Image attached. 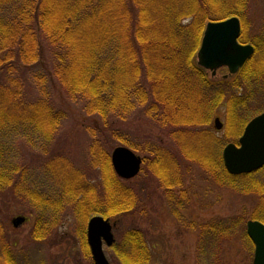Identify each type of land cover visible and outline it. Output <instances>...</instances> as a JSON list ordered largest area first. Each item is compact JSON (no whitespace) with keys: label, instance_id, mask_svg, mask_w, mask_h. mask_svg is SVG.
I'll return each instance as SVG.
<instances>
[{"label":"trees","instance_id":"trees-1","mask_svg":"<svg viewBox=\"0 0 264 264\" xmlns=\"http://www.w3.org/2000/svg\"><path fill=\"white\" fill-rule=\"evenodd\" d=\"M256 1L0 0V96L7 103L4 108L0 107V121L28 125L48 144L51 142L53 159L48 166L54 170L61 155L57 133L66 115L56 106L47 81L53 89L58 85L72 101L80 103L91 122L86 127L91 138L88 151L100 176L97 183H91L86 173L71 170L60 176L63 178L60 195L69 198L80 213L101 214L119 222L120 217L133 215L143 208L140 201L145 200L140 193L145 189L130 182L140 174L131 180L117 175L108 149L110 138L146 154V172H152L157 188L172 194L176 188H182L183 180L182 174L176 175L180 163L171 148L162 143L143 147L125 137L124 126L132 111L142 113L143 124L149 121L159 129H166L178 146L180 157L212 175L211 167L217 162L208 160L215 140L209 122L211 112L220 105L227 106L228 110L227 138L239 140L248 123L249 117H246L250 112L243 111L246 102L252 101L251 96L247 98L244 92L245 95L233 97L220 88H210L207 72L197 64L196 54L207 23L234 16L241 20L240 42L252 43L255 53L261 51L258 42L248 40L245 35L247 15ZM47 52L53 58L51 68L47 64ZM253 56L237 74L224 80L229 87L239 88L241 82L256 76L254 69L258 64ZM36 66L41 67L40 73L31 75L34 72L31 69ZM35 84L38 99L29 100L27 94L33 92L31 85L35 87ZM195 97L197 114L192 116L186 109ZM12 106L16 108L15 113ZM187 141L197 149L189 151ZM9 162L6 150L0 147V192L5 197H13L12 203L18 205L19 196H24L28 201L26 206L37 216L59 209L61 199L52 200L49 195L30 191L27 184L19 189L18 166L11 169ZM239 220L236 217L223 227L205 223L193 228L198 235L199 263L207 248L212 247L210 244L221 247L223 242L232 239L235 232L232 228ZM39 222L33 233L36 239L44 238ZM123 242L130 248L126 254L122 245L121 249L116 248L119 256H123V264H151L143 230L132 228ZM84 243L90 254L86 233ZM11 250L0 240L3 260L0 264L6 261L19 264Z\"/></svg>","mask_w":264,"mask_h":264},{"label":"rangeland","instance_id":"rangeland-1","mask_svg":"<svg viewBox=\"0 0 264 264\" xmlns=\"http://www.w3.org/2000/svg\"><path fill=\"white\" fill-rule=\"evenodd\" d=\"M247 17L249 21L245 35L248 40L255 39L261 49L253 56L255 63L258 64V68L256 66L254 69L256 76L249 77L245 83L241 82L242 86L239 85V88H236L229 87L224 82L231 76L227 68L218 69L214 76L212 72L205 71L210 81V88H220L224 94L233 97L247 92V98L251 96L252 101L255 99L253 103L246 102V108L243 111L247 114L250 112L246 117H249L248 119L243 118L249 122L264 111V68L261 67V64L264 65V0H257L251 6ZM198 51L196 62H198ZM46 59L49 62L47 64H50L48 67L51 68L53 58L49 52L46 53ZM40 69V66L31 69L34 71L31 75L40 73ZM36 87L37 84L35 87L31 85L33 92L27 94V99H38L39 93ZM47 88L51 91L56 106L66 115L62 118L61 127L57 133L58 143L61 146V155L55 162V167L56 163L58 166L54 170L48 166L50 159H53L51 152L54 146L51 142L48 144L45 139L40 138L39 132L28 125L0 121L2 130L0 147L6 150L9 163H12L11 169L18 166L19 189L20 187L24 189L23 185L27 184L30 191L44 196L49 195L52 200L57 197L61 199L62 204L57 210L44 211L37 216L30 206H26L28 201L24 196H19L17 205L12 203L13 197H5L0 192V240L12 249L19 264H94L84 243L88 224L85 216L87 215L90 219L92 216L101 214L90 212L86 214V211L80 213L74 208V203L69 198L60 195L63 187V178L60 176L64 177L71 170L86 173L91 183H97L100 176L98 168L93 167L88 151L91 138L86 132V127L91 122L82 111V105L72 101L58 85L53 89L51 83L47 81ZM195 100H197L196 97L186 109L192 116L197 114L196 104L193 103ZM6 104L5 98L0 96V107L4 108ZM13 106L12 111L15 113L16 108ZM138 113L132 111L129 115V121L124 126L125 137L143 147H147L148 144L161 145L162 143L171 148L180 163L176 175L179 173L183 176L182 188H176L172 194L167 193L164 188H157L152 172L150 170L149 173L146 172L147 166L143 161L139 177L130 181L135 183L134 186L139 185L140 188L145 189L140 193L141 199L145 200L140 201L143 208L137 209L138 211L133 212V215L120 217L119 222L112 220L115 224L113 232L116 241L111 247L104 245L110 264H123L121 259L123 256H119V249L116 248L122 245L121 248L125 254L130 252L129 246L123 240L126 233L134 227L143 230L146 235L147 246L151 252V264H252L254 246L246 234V224L253 219L264 223V168L251 175L234 178L224 171L223 150L228 144L238 142V139L233 141L227 138V106L220 105L211 112L210 116L209 130L215 135V140L212 142V153L210 157L208 156V160L213 164L214 161L217 162L211 167L213 175L202 172L194 163L191 164L182 159L177 150L178 146L172 141L168 131L159 129L149 121H147L149 124H143L142 113ZM217 118L223 123L221 130L216 128ZM108 142L111 154L118 146L128 147L112 138ZM187 144H189L188 141ZM188 149L190 151L197 148H193L190 143ZM135 153L143 160L146 157L143 152L135 151ZM6 193L11 194L10 191ZM236 217H240V220L232 228L235 230L232 239L223 242L221 247L210 244L212 247L207 248L206 254L200 258L199 263L197 261L198 235L194 229L205 223L211 226L216 224L221 227L227 226L226 224H230V221ZM17 218H23V221L19 224L14 223ZM38 220H40L39 227L43 226L44 238L42 239H36L33 236ZM0 261L3 260L0 259ZM5 264L8 262L6 261Z\"/></svg>","mask_w":264,"mask_h":264},{"label":"water","instance_id":"water-1","mask_svg":"<svg viewBox=\"0 0 264 264\" xmlns=\"http://www.w3.org/2000/svg\"><path fill=\"white\" fill-rule=\"evenodd\" d=\"M241 21L234 16L221 21L208 22L198 51V64L213 75L221 67H227L230 74L237 73L253 55L255 49L250 44H241ZM216 128L221 130L219 118ZM115 172L123 179H132L141 172L142 157L125 146L116 147L111 154ZM226 170L232 175L249 174L264 167V112L253 118L246 126L239 144H228L223 150ZM23 218L15 219L19 224ZM115 224L102 215L92 216L87 225V242L94 264H110L104 245L115 244L113 227ZM246 232L254 245L252 264H264V224L249 220Z\"/></svg>","mask_w":264,"mask_h":264},{"label":"flooded vegetation","instance_id":"flooded-vegetation-1","mask_svg":"<svg viewBox=\"0 0 264 264\" xmlns=\"http://www.w3.org/2000/svg\"><path fill=\"white\" fill-rule=\"evenodd\" d=\"M248 175H251V174H248ZM242 176V175H241Z\"/></svg>","mask_w":264,"mask_h":264}]
</instances>
